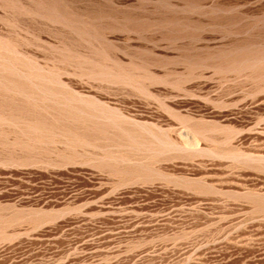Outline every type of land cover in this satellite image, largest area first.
Segmentation results:
<instances>
[{
	"label": "rangeland",
	"instance_id": "374dc122",
	"mask_svg": "<svg viewBox=\"0 0 264 264\" xmlns=\"http://www.w3.org/2000/svg\"><path fill=\"white\" fill-rule=\"evenodd\" d=\"M0 264H264V0H0Z\"/></svg>",
	"mask_w": 264,
	"mask_h": 264
}]
</instances>
